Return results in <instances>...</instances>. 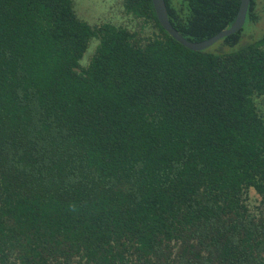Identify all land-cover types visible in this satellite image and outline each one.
<instances>
[{"label":"trees","instance_id":"1","mask_svg":"<svg viewBox=\"0 0 264 264\" xmlns=\"http://www.w3.org/2000/svg\"><path fill=\"white\" fill-rule=\"evenodd\" d=\"M121 3L137 28L0 0V264H264V31L243 33L257 0L203 50L152 0ZM165 3L201 41L240 0Z\"/></svg>","mask_w":264,"mask_h":264},{"label":"rangeland","instance_id":"2","mask_svg":"<svg viewBox=\"0 0 264 264\" xmlns=\"http://www.w3.org/2000/svg\"><path fill=\"white\" fill-rule=\"evenodd\" d=\"M73 6L76 14L90 24L111 22L116 25H123L128 28H137L135 20L131 15L127 14L121 0H73ZM257 12L259 21L255 24L246 23L243 28L245 40L256 38L263 34L264 31V0H257ZM96 42L93 41L87 49V53L81 60L82 64L88 62L89 56L94 50ZM253 202L257 203V195L251 191Z\"/></svg>","mask_w":264,"mask_h":264},{"label":"water","instance_id":"3","mask_svg":"<svg viewBox=\"0 0 264 264\" xmlns=\"http://www.w3.org/2000/svg\"><path fill=\"white\" fill-rule=\"evenodd\" d=\"M250 0H240L239 8L237 11V16L235 18V21L227 28L220 30L216 34L212 35L211 37L201 40V41H190L186 38H184L171 24L168 13H167V7L165 0H152V4L156 13V17L161 24V26L180 44L183 46L191 49V50H203L214 43H216L221 38L231 35L233 33H236L239 31L246 19V13L248 9Z\"/></svg>","mask_w":264,"mask_h":264}]
</instances>
